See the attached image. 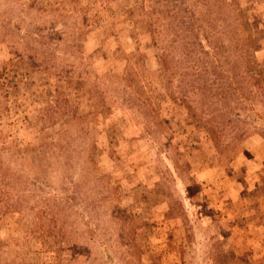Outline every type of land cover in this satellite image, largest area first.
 Instances as JSON below:
<instances>
[{"label":"rangeland","instance_id":"1","mask_svg":"<svg viewBox=\"0 0 264 264\" xmlns=\"http://www.w3.org/2000/svg\"><path fill=\"white\" fill-rule=\"evenodd\" d=\"M0 264H264V0H0Z\"/></svg>","mask_w":264,"mask_h":264}]
</instances>
